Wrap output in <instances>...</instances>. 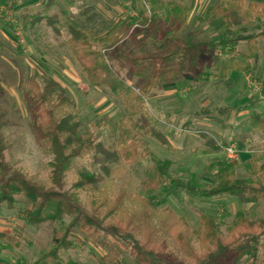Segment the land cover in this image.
I'll return each mask as SVG.
<instances>
[{"label": "rangeland", "instance_id": "1", "mask_svg": "<svg viewBox=\"0 0 264 264\" xmlns=\"http://www.w3.org/2000/svg\"><path fill=\"white\" fill-rule=\"evenodd\" d=\"M5 1L4 8L0 6V134L6 147L4 161L7 165L46 190L77 194L79 203L89 214L88 193L98 189L109 192L114 199L126 194L129 197L126 203L131 210V199L135 196L152 199L159 210H172L195 231L201 227L202 216H212L225 237L240 212L252 220L264 218V203L240 204L236 198L227 195L202 198L168 183L154 193L143 186L155 177L156 168L163 166L167 168V178L182 183L192 181L201 191L211 188L215 185L216 163L226 161L223 154L214 151V148L223 144H236L239 155L248 153L256 158L258 167L264 164V132L256 133L245 126L254 109L264 111V104H259V100L264 102L261 92L264 83V40L259 43L257 60L247 61L239 56V53L248 54L246 43H240L236 53H230V48L218 52L226 57H236L248 68L236 75L232 84L222 79L216 70L207 67L208 59L203 53V63L196 73L193 76L185 74L175 83L173 91L170 86H158L150 93L142 94L139 91L142 80L134 74L131 59H139L159 44L152 38L151 30L139 22L135 24L130 35L109 51L110 54H117L110 64L135 95L141 94L134 108L143 103V112L154 120L151 128L166 140L163 144L150 132L139 133L133 126H127L126 121L123 122L128 114L122 100L110 90L100 89L89 82L68 45L67 19L75 22L79 30H92L102 37L127 16L141 20L136 0ZM237 1L184 0L189 10L187 24L175 33L160 13L159 38L174 40L190 34L196 41L204 43L225 39L228 37L227 20L222 15H210L208 10ZM241 1L244 9L251 2ZM227 16L235 33H256L264 29V9L261 20L256 16L247 19L236 9ZM32 76H36L42 84L53 83L59 92L71 99L80 124V135L96 137L98 142L110 147L124 130L129 140L139 134L137 138L141 142V150H146L144 159L131 164L110 159L104 164L100 158L86 157L66 174L62 189H57L51 181V157L39 148L22 98ZM236 86L239 89L237 99L244 100L239 104V115L235 114L237 107L229 112L223 110L230 108L232 91ZM212 143L215 147H211ZM221 149L223 151V146ZM234 163L237 178H247L246 159ZM80 173L99 178V183L90 191L76 189ZM17 201L15 208L4 206L0 212V233L16 239L15 243L0 239V262L31 264L42 251L52 248L55 234L59 233L60 238L63 236L72 218L65 216L58 221L32 225L28 221L32 206L24 199L18 198ZM131 212L139 221L138 211ZM106 224H111L110 220H106ZM160 235L163 237L164 232ZM102 239L118 253L113 264H137L129 254L127 243L110 234H104ZM71 240L74 247L63 253V264H112L103 261L109 248L100 242H90L79 230L72 231ZM193 244L197 254L202 255L199 242ZM166 248L163 254L170 257L172 264H193L173 240H168Z\"/></svg>", "mask_w": 264, "mask_h": 264}, {"label": "trees", "instance_id": "2", "mask_svg": "<svg viewBox=\"0 0 264 264\" xmlns=\"http://www.w3.org/2000/svg\"><path fill=\"white\" fill-rule=\"evenodd\" d=\"M136 3L141 20L127 16L102 37H98L92 30H79L75 22L67 19L68 45L89 82L100 89L110 90L122 100L128 114L123 122L126 121L127 126H133L139 133L150 132L165 144V138L151 128L154 120L143 112V103L139 108H134V103L141 94L135 95L133 89L111 66L110 62L117 58V54H110L109 51L130 35L135 24L139 22L151 30L152 38L159 44L139 59H131L134 74L142 80L139 88L142 94H148L158 86L177 83L185 74L196 73L203 63V53H206L208 58L207 66L225 79L231 71H247L248 68L236 57H226L218 52L230 48V53H236L237 46L246 43L248 54L239 53V56L247 61L257 60L260 53L259 43L264 40V29L256 33L233 32L227 13L236 9L247 19L256 16L261 20L264 0H251L247 9H244L241 0L210 8V15H222L227 20L228 37L208 43L196 41L190 34L174 40L159 38L160 13L169 23L170 30L175 33H179L187 24L189 10L184 0H136ZM44 83L32 76L23 90L22 98L39 148L51 157V181L57 189H62L66 174L86 157L100 158L104 164L110 159L130 164L144 159L146 150H141L142 145L137 138L139 134L129 140L124 130L117 142L110 147L98 142L96 137L86 138L80 135V124L71 99L59 92L53 83ZM261 92L264 94V83ZM223 110L231 111L230 108ZM135 116L137 117L134 119ZM248 124L255 130L264 132L262 114L253 113ZM214 145L215 143H212L211 147H215ZM222 146L224 148L227 144L214 148V151L220 152ZM5 150L4 139L0 134V212L4 206L8 209L15 208L17 199L21 198L33 208L28 217L32 225L58 221L65 216L72 218L71 225L63 236L60 238L59 233L55 234L52 248L42 251L31 264H63V253L74 247L71 235L72 231L76 230L84 234L90 242H100L109 248L103 261L112 264L118 253L102 239L104 234L113 235L127 243L129 254L137 264H172L170 257L163 254L167 249L168 240H173L193 264H264V218L252 220L240 212L225 237L212 216H202L201 227L195 231L172 210H159L152 199L135 196L131 199V210L126 203L129 200L126 194L123 193L114 199L109 192L98 189L88 193L89 214L82 208L77 194L46 190L29 180L22 172L13 170L4 161ZM216 168L215 185L203 191L197 190L192 181L182 183L167 178V168L163 166L157 167L155 177L143 186L150 193H154L168 183L190 195L202 198L227 195L236 198L240 204L264 203V164L258 167L256 158L245 165L248 177L244 179L237 178L236 163L219 160ZM79 175L76 189L90 191V188L99 183V178L82 173ZM134 210L140 215L139 221H136L131 212ZM106 220H110L111 224H106ZM162 232L163 237L160 235ZM0 239L16 242L13 236L5 233H0ZM195 241L199 242L202 255L197 254L193 244Z\"/></svg>", "mask_w": 264, "mask_h": 264}, {"label": "crops", "instance_id": "3", "mask_svg": "<svg viewBox=\"0 0 264 264\" xmlns=\"http://www.w3.org/2000/svg\"><path fill=\"white\" fill-rule=\"evenodd\" d=\"M6 1L5 0H0V6H1V8H4V6L6 5ZM208 59V58H207ZM208 67V66H207ZM209 68V67H208ZM242 72H244V71H238V70H235V71H231L228 75H227V77L224 79V80H226V81H228V83H230V84H232V83H234V81H233V79L236 77V75H240V73H242ZM188 75V74H187ZM242 75V74H241ZM184 76V75H183ZM183 76H181L180 78H182ZM188 76H193V74H189ZM179 81H180V79H179ZM178 81V82H179ZM163 86H170V88L172 89V91L175 89V83H169V84H165V85H163ZM162 86V87H163ZM232 92H234L233 93V95H232V99L231 98H229V99H231L230 101H231V106H230V109H231V111H233L232 109H233V107H237V109H236V115H239V111H240V105L239 104H241V103H243V101L244 100H239V99H237V94L236 93H239V89H238V87L236 86V87H234L233 88V91ZM233 97H234V99H233ZM234 103V104H233ZM264 104V102L262 101V100H260V102H259V104ZM253 113H258V114H262L263 116H264V111H260V110H253L252 111V113H251V115L253 114ZM251 115L249 116V118L251 117ZM249 118H248V120L245 122V126L246 127H248V128H250L251 130H253L254 132H261V131H258V130H255L252 126H250L249 124H248V121H249ZM219 153H222L223 154V157H225V155H224V152L223 151H220ZM248 153H240V155H238V158H237V160L236 161H240V159L242 160V158L244 159H246V162L248 163L250 160H252L254 157L253 156H249V155H247ZM246 163V164H247Z\"/></svg>", "mask_w": 264, "mask_h": 264}, {"label": "built area", "instance_id": "4", "mask_svg": "<svg viewBox=\"0 0 264 264\" xmlns=\"http://www.w3.org/2000/svg\"><path fill=\"white\" fill-rule=\"evenodd\" d=\"M225 158L228 162L234 163L239 155L238 147L236 144L228 145L223 148Z\"/></svg>", "mask_w": 264, "mask_h": 264}]
</instances>
